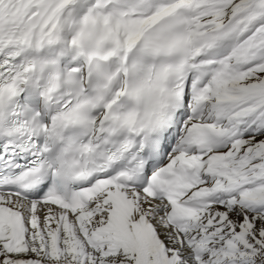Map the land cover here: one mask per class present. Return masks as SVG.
<instances>
[{
  "label": "snow or ice",
  "instance_id": "1",
  "mask_svg": "<svg viewBox=\"0 0 264 264\" xmlns=\"http://www.w3.org/2000/svg\"><path fill=\"white\" fill-rule=\"evenodd\" d=\"M0 264H264V0H0Z\"/></svg>",
  "mask_w": 264,
  "mask_h": 264
}]
</instances>
